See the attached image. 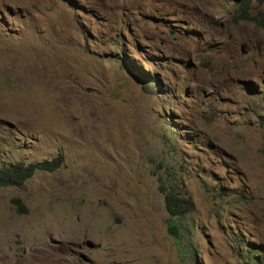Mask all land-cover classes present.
<instances>
[{
  "label": "rangeland",
  "instance_id": "rangeland-1",
  "mask_svg": "<svg viewBox=\"0 0 264 264\" xmlns=\"http://www.w3.org/2000/svg\"><path fill=\"white\" fill-rule=\"evenodd\" d=\"M242 2L0 0V167L63 156L0 187V264H264V2ZM159 177L190 203L184 258Z\"/></svg>",
  "mask_w": 264,
  "mask_h": 264
},
{
  "label": "trees",
  "instance_id": "trees-1",
  "mask_svg": "<svg viewBox=\"0 0 264 264\" xmlns=\"http://www.w3.org/2000/svg\"><path fill=\"white\" fill-rule=\"evenodd\" d=\"M252 1L264 2V0H243L242 4L247 8L248 3ZM248 13V12H246ZM245 18H250L258 24L264 26V18L258 19L256 17H250L246 14ZM63 163L62 154H58L52 159H44L42 161L24 163L23 161H17L6 166L0 167V187L6 186H22L27 179L33 176L37 171L52 172L58 169ZM158 188L164 195V205L168 214L167 228L170 234L175 237V240L179 244V254L182 258L190 254L189 246L180 243L179 237L183 234L181 218L189 211L190 203L183 196L180 195L177 186L170 180H161L158 178ZM12 202L21 210H25L24 205L19 198H14ZM186 264V263H182ZM256 264V263H255Z\"/></svg>",
  "mask_w": 264,
  "mask_h": 264
}]
</instances>
